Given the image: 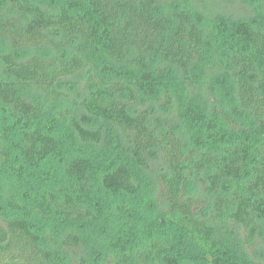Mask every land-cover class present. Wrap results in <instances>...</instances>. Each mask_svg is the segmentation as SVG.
Here are the masks:
<instances>
[{"label":"trees","instance_id":"obj_1","mask_svg":"<svg viewBox=\"0 0 264 264\" xmlns=\"http://www.w3.org/2000/svg\"><path fill=\"white\" fill-rule=\"evenodd\" d=\"M70 1L52 12L41 0H0V264H55L50 230L35 215L114 230L108 264H264L247 252L264 225V0H243L254 15L230 27L217 17L213 30L192 0ZM46 45L51 61L33 53ZM217 61L234 86L225 109L196 99L198 71ZM80 72L88 94L80 107L98 121L93 130L56 108L67 96L62 84ZM28 86L47 103L30 102ZM139 100L161 107L135 111ZM110 129L112 147L104 144ZM187 144L200 146L195 158ZM145 173L162 201L142 191ZM195 174L205 197L187 196ZM211 214L243 232L241 246L219 243ZM132 234L138 246L125 240ZM62 237L52 244L75 254L82 247L73 230Z\"/></svg>","mask_w":264,"mask_h":264},{"label":"rangeland","instance_id":"obj_2","mask_svg":"<svg viewBox=\"0 0 264 264\" xmlns=\"http://www.w3.org/2000/svg\"><path fill=\"white\" fill-rule=\"evenodd\" d=\"M192 2L197 7L195 11L197 20H200L202 22L201 25L205 29L213 30L215 26L214 20L217 17H222L224 20H226L225 26L230 27L231 22L238 21L247 17H252L254 15L251 7L246 5L243 0H192ZM40 3L49 11L58 12L64 6L70 7L69 5L71 1L41 0ZM34 52H40L43 56L47 58V60L51 61L50 59L53 58L52 54L54 53V50L51 45H46L45 47L34 50L33 53ZM59 55L64 56V53H61ZM216 64V68L213 67L212 62L211 64H209L210 66L208 65L203 70L198 71L196 76V84L198 87L196 99L202 100L207 103L205 104V106L213 105V107L215 108L225 109V105L232 102L234 99V86L232 85L233 83L227 73V70L223 66H221L218 61ZM113 68L115 69V67ZM108 69L109 68H105V71H108ZM162 71L163 70H161V72ZM158 72H160V69H158ZM108 73L103 72L104 75H100V77H103V80L109 79L110 74ZM209 77H214V82L212 81L211 85L212 88H209V85L205 83L206 79ZM62 85L63 92L67 96L60 100L61 104L59 102L56 108H61V111L64 112H68V110H71V112L76 114L81 124L85 128L91 130L98 128V121L89 113H87L84 109H82V107H80L81 103L88 98L85 72H80L77 74V76L65 80ZM24 93L26 94L28 100L34 104L41 103L45 105L47 103V100L45 99L43 93L34 86L26 87L24 89ZM158 93L162 95L161 91H159ZM154 107H161V104L158 100H150L149 102L139 100L134 105L133 109L135 111H140L144 109H154ZM45 117H47V115H45ZM45 117H43V120H45L46 125H48V123L50 125L51 122H49V120ZM116 136H118V134L115 133L114 129H110L104 135V144L106 146H114ZM77 145L78 144H75L74 146ZM198 148H200V146H198L197 144H187V150L191 151H187L188 156L190 158H195L198 153ZM153 164L154 169L156 171L162 170L163 162L160 159H155ZM4 172H6V170L0 168L1 177L7 174H5ZM140 175H142L141 184L142 186H144L142 187V191H146L147 188H150L152 192H154L155 198H157L158 201H162V188H160L156 183L155 177L152 174L148 173ZM201 178H204L201 174H195L191 177L187 190V196L205 197V183L203 181H200ZM98 189V182L96 181L94 192ZM35 193L36 192H31L30 194L35 195ZM21 205L23 209L27 210V213H31L32 208L34 207L33 201L27 196H23V198H21ZM4 209L6 211L11 212L10 208ZM23 211L22 213H24ZM2 213H4V211ZM34 219L37 224H46L42 227L50 230L48 231V242L52 246L54 254L53 259L55 264H79V262L77 263V261L81 260L80 258H84L85 264H108L112 260V253L110 252V249L107 245V240H110L109 238H112L115 233V231H112L111 228H106V230H101V228L98 229L100 226H97L96 228H90L88 227L90 226V224L85 222H73L70 225H63V223L54 222V219L51 216L50 218L45 217L43 219L38 216L36 218L35 215ZM207 221L209 224L214 225L216 227L218 241L222 246H241L243 232L236 226L228 224L225 217L218 219L213 214H211L208 217ZM51 222H53V226L51 225L50 227H48L47 225H49ZM262 227L263 229L261 230V235L259 238V246H257L256 248L249 247L247 248V252L249 256L255 257V259L258 258L262 261V263H264V259L260 258L262 257V255L264 256V225ZM67 230H73V232H76L82 238V247L78 250L76 254L71 250H67L65 247H61V245L59 246L52 244L55 239L63 238L62 235L66 233ZM126 239L128 242L131 241L135 246H138L141 241V238L140 236H138V234H132L130 236H127L125 240ZM192 252L193 251H191V254Z\"/></svg>","mask_w":264,"mask_h":264}]
</instances>
